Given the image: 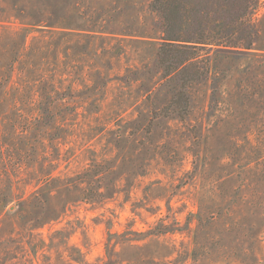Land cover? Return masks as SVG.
<instances>
[{
    "label": "rangeland",
    "instance_id": "1",
    "mask_svg": "<svg viewBox=\"0 0 264 264\" xmlns=\"http://www.w3.org/2000/svg\"><path fill=\"white\" fill-rule=\"evenodd\" d=\"M258 2L255 50L238 62L211 55L208 81L188 89V119L156 121L146 173L90 204L68 202L63 180L112 156L108 130L136 116L140 84L121 77L152 65L158 16L149 0H0V264H260ZM47 177L57 182L43 211L31 197Z\"/></svg>",
    "mask_w": 264,
    "mask_h": 264
},
{
    "label": "trees",
    "instance_id": "2",
    "mask_svg": "<svg viewBox=\"0 0 264 264\" xmlns=\"http://www.w3.org/2000/svg\"><path fill=\"white\" fill-rule=\"evenodd\" d=\"M258 4V0H149L161 30L155 59L151 66L121 77L127 85L139 82L142 102L132 120L120 119L108 130L106 145L112 156L90 158L82 171L63 180L68 202L102 203L146 173L159 154L153 135L156 121L188 119L192 111L188 89L208 81L209 57L215 54L238 62L255 50L259 32L253 15ZM43 117L49 119L47 111ZM53 182L57 180L44 178L32 194L31 202L40 210L45 211L44 194ZM65 205L64 200L62 209Z\"/></svg>",
    "mask_w": 264,
    "mask_h": 264
}]
</instances>
